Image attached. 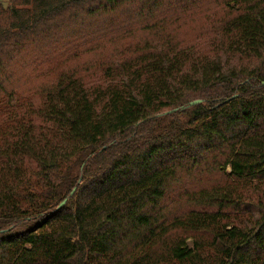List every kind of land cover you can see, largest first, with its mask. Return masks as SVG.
<instances>
[{
  "label": "trees",
  "instance_id": "16d2710c",
  "mask_svg": "<svg viewBox=\"0 0 264 264\" xmlns=\"http://www.w3.org/2000/svg\"><path fill=\"white\" fill-rule=\"evenodd\" d=\"M0 264H264V0H0Z\"/></svg>",
  "mask_w": 264,
  "mask_h": 264
},
{
  "label": "water",
  "instance_id": "95a60500",
  "mask_svg": "<svg viewBox=\"0 0 264 264\" xmlns=\"http://www.w3.org/2000/svg\"><path fill=\"white\" fill-rule=\"evenodd\" d=\"M3 5H4V7H7V2H3ZM201 102V100H195V101H192L191 103H190V105H195V104H197V103H200ZM73 194V192L71 193V195ZM66 201H67V199H65L61 204H60V206H63L65 203H66Z\"/></svg>",
  "mask_w": 264,
  "mask_h": 264
},
{
  "label": "rangeland",
  "instance_id": "374dc122",
  "mask_svg": "<svg viewBox=\"0 0 264 264\" xmlns=\"http://www.w3.org/2000/svg\"><path fill=\"white\" fill-rule=\"evenodd\" d=\"M1 1H3V2H7V4H8V0H1Z\"/></svg>",
  "mask_w": 264,
  "mask_h": 264
}]
</instances>
